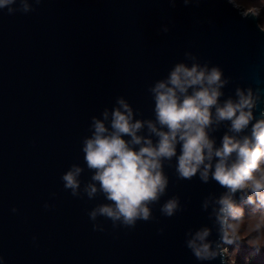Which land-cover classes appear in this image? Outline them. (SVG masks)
Returning <instances> with one entry per match:
<instances>
[{"label": "water", "instance_id": "obj_1", "mask_svg": "<svg viewBox=\"0 0 264 264\" xmlns=\"http://www.w3.org/2000/svg\"><path fill=\"white\" fill-rule=\"evenodd\" d=\"M244 9L233 0H41L27 14L0 11V255L6 264H229L213 211L225 187L199 173L180 178L175 157L163 162L169 183L151 205L154 219L134 228H113L98 217L105 231H94L88 212L107 202L103 194L74 197L61 176L72 164L84 165L81 144L91 135V118L102 119L118 97L132 106L134 119L154 121L149 88L176 63L191 64L185 53L223 69L229 82L221 101L236 99L238 87L260 89L259 117L264 29ZM229 123L209 129L217 146ZM249 132L250 126L234 135ZM138 134L151 135L146 125ZM90 179L85 166L82 187ZM172 197L179 208L163 216L160 206ZM234 199L239 204L246 197L238 191ZM205 227L219 254L201 261L186 241Z\"/></svg>", "mask_w": 264, "mask_h": 264}, {"label": "clouds", "instance_id": "obj_2", "mask_svg": "<svg viewBox=\"0 0 264 264\" xmlns=\"http://www.w3.org/2000/svg\"><path fill=\"white\" fill-rule=\"evenodd\" d=\"M40 3L41 0H0V11L27 14ZM253 14L259 17L260 12ZM185 56L191 64L176 63L165 79L149 88L154 100V121L134 119L132 106L122 96L111 111L104 109L102 119L91 118V135L85 136L81 144L84 165L72 164L61 180L74 197L83 198L86 194L93 200L97 193L103 194L107 202L96 204L88 212L94 231H105L103 224L97 222L98 217L111 220L113 228H134L137 221L154 219L151 205L159 202L169 183L163 162L173 157L180 178L191 179L199 173L202 181L211 177L225 187L226 192L215 201L218 207L213 209L223 242L232 243L237 238L236 225L244 212V206L234 199L238 191L246 197V205L264 210V110L259 117L254 114L261 90L254 93L251 88L238 87L236 99L221 101L222 89L229 82L223 69L201 64L191 53ZM222 121L230 122L229 131L217 146L209 129ZM145 125L151 135L138 134ZM249 126L248 134L234 135ZM152 135L157 138L155 141ZM85 166L91 179L82 187ZM44 207L52 205L45 202ZM178 208L179 198L172 197L160 206V213L171 217ZM12 212L17 209L12 208ZM210 234L211 230L205 227L186 241L198 260H212L219 254V246L214 249L207 240ZM260 251L256 247L254 254ZM0 264H6L2 255Z\"/></svg>", "mask_w": 264, "mask_h": 264}, {"label": "trees", "instance_id": "obj_3", "mask_svg": "<svg viewBox=\"0 0 264 264\" xmlns=\"http://www.w3.org/2000/svg\"><path fill=\"white\" fill-rule=\"evenodd\" d=\"M240 6H245L247 11L264 4V0H234ZM261 25L264 28V12ZM244 206L242 219L236 225L239 236L244 234V244L237 249L235 259L237 264H264V210L254 209L251 205L240 203ZM256 247L261 251L254 254ZM233 253V254H234Z\"/></svg>", "mask_w": 264, "mask_h": 264}, {"label": "rangeland", "instance_id": "obj_4", "mask_svg": "<svg viewBox=\"0 0 264 264\" xmlns=\"http://www.w3.org/2000/svg\"><path fill=\"white\" fill-rule=\"evenodd\" d=\"M235 3H236V5L238 7H241V8H245L246 9L245 6H240L237 2H235ZM251 10H253L254 13L260 12L259 17L261 18V20H263V17L262 16H263V12H264V4H262V5L258 6V7L251 8V9L248 10V12L251 11ZM246 11H247V9H246ZM236 237L237 238H236V240L234 242H232V243H225L226 247H225L224 250H225V255H226V258H227L229 264H237L236 263V259H235V257H236L235 256V253L237 252L236 250L239 249L242 246V243L244 244V239H245L244 238V234L241 235V236H239L238 232L236 231Z\"/></svg>", "mask_w": 264, "mask_h": 264}, {"label": "built area", "instance_id": "obj_5", "mask_svg": "<svg viewBox=\"0 0 264 264\" xmlns=\"http://www.w3.org/2000/svg\"><path fill=\"white\" fill-rule=\"evenodd\" d=\"M252 13H253V11H252ZM224 253H225V250H224Z\"/></svg>", "mask_w": 264, "mask_h": 264}, {"label": "bare ground", "instance_id": "obj_6", "mask_svg": "<svg viewBox=\"0 0 264 264\" xmlns=\"http://www.w3.org/2000/svg\"><path fill=\"white\" fill-rule=\"evenodd\" d=\"M252 12V11H251Z\"/></svg>", "mask_w": 264, "mask_h": 264}]
</instances>
